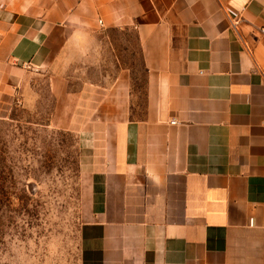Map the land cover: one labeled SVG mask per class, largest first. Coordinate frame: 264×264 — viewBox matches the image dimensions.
Segmentation results:
<instances>
[{
    "label": "crops",
    "instance_id": "0c3cea01",
    "mask_svg": "<svg viewBox=\"0 0 264 264\" xmlns=\"http://www.w3.org/2000/svg\"><path fill=\"white\" fill-rule=\"evenodd\" d=\"M262 28L264 0H0V118L44 72L77 113V264H264ZM113 30L142 84L80 66L75 89L70 49L117 65Z\"/></svg>",
    "mask_w": 264,
    "mask_h": 264
},
{
    "label": "rangeland",
    "instance_id": "374dc122",
    "mask_svg": "<svg viewBox=\"0 0 264 264\" xmlns=\"http://www.w3.org/2000/svg\"><path fill=\"white\" fill-rule=\"evenodd\" d=\"M120 62L77 63L70 49L63 73L76 89L79 67L91 78L101 71L128 67L142 84L137 41L130 32L113 30ZM49 72V71H47ZM39 74L0 118V264H77L82 219L80 144L77 131L62 127L77 113L56 112L57 96L49 75ZM56 117V124L52 118Z\"/></svg>",
    "mask_w": 264,
    "mask_h": 264
},
{
    "label": "built area",
    "instance_id": "2783aa9c",
    "mask_svg": "<svg viewBox=\"0 0 264 264\" xmlns=\"http://www.w3.org/2000/svg\"><path fill=\"white\" fill-rule=\"evenodd\" d=\"M262 30H264V28H262Z\"/></svg>",
    "mask_w": 264,
    "mask_h": 264
}]
</instances>
